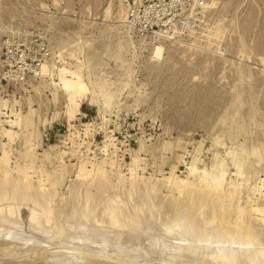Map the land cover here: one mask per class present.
<instances>
[{"label":"bare ground","instance_id":"bare-ground-1","mask_svg":"<svg viewBox=\"0 0 264 264\" xmlns=\"http://www.w3.org/2000/svg\"><path fill=\"white\" fill-rule=\"evenodd\" d=\"M112 1L97 15L89 0L84 11L78 12L79 17L71 1L52 0V3L65 18L70 12L74 14L70 20H81L84 28L100 19L108 31L114 33L120 50H130L132 58L137 57V50H142L147 52L150 61L160 64L166 46L176 44L220 57L228 51L222 44L227 35L223 19L210 23L199 35L152 43L127 24L124 0H117L115 11ZM206 1L203 8L210 16L214 13L213 7ZM37 11L48 19L49 27L56 22L54 16L58 12L53 13L50 4L40 1ZM27 27L15 30L0 25V33L10 37L17 31L29 29ZM5 28H9V32ZM235 28L240 30L237 21ZM48 40L52 47L50 38ZM89 42L86 37L85 45L91 44ZM244 44L239 32L238 46L244 54L239 55L237 77L251 83L263 76L252 75L250 68L242 64L246 58ZM53 54L52 47L51 59L41 64L36 78L26 82H20L2 68L0 87L5 82L15 88L29 85L40 93V87L48 89L57 112H61L62 106L68 125L75 128L72 120L82 115V104L94 93L92 79L88 83L84 74L89 68L88 60H79L71 54L77 63L68 67L61 55L60 60L55 58L56 64ZM259 62L263 64L264 58ZM240 96L237 92L236 100ZM251 97V107H248L254 112ZM6 105L5 100L0 106L6 108ZM236 111L235 115L238 109ZM251 115L253 120L255 114ZM6 124L9 129L5 128ZM85 126V135H88L92 124ZM22 127L21 113L13 112V116L0 122V135L13 142L19 138ZM239 131H245L244 125ZM108 140L115 147L113 137L108 136ZM104 153L108 155L106 150ZM246 153L242 150L228 160L217 162L211 173L192 163L188 166L187 178L172 172L161 182L154 180L155 177L140 175L134 166L128 176H124L115 169L113 159L99 164L81 157L78 164L71 165L62 159L58 172H44L35 182L25 168L18 167V176H15L12 168L5 164L0 167V264H264V179L249 190L251 195H247L246 206L239 205ZM197 160L201 161L194 159ZM68 178L67 191L61 193L59 188ZM162 189H166V193ZM259 200L262 203H258ZM23 208L28 210L26 223L22 218Z\"/></svg>","mask_w":264,"mask_h":264},{"label":"rangeland","instance_id":"rangeland-1","mask_svg":"<svg viewBox=\"0 0 264 264\" xmlns=\"http://www.w3.org/2000/svg\"><path fill=\"white\" fill-rule=\"evenodd\" d=\"M40 1L50 4L53 13L58 12L52 0H0V25L15 30L28 26L27 30L50 38L56 64L60 55L68 67L77 63L71 54L79 60L87 59L89 68L84 74L88 83L92 79L94 93L82 104V115L72 120L74 128L68 125L62 106L61 112H57L48 89L40 87V93L29 85L15 88L4 82L0 87V105L6 100L7 107L0 106V122L13 116V112L21 113L23 127L13 142L0 135V167L9 165L15 176L18 167L25 168L35 182L44 172H58L62 159L68 165L78 164L81 157L99 164L113 159L115 169L124 176L134 166L140 175L161 182L172 172L187 178L192 163L211 173L217 162L244 150L248 155L239 205L245 207L247 195H251L249 190L264 179V63L259 62L264 58V0H207L213 7L212 22L223 19L226 26L222 44L228 51L224 58L176 44L166 46L160 64L150 61L142 50H137L135 58L130 57V50L122 52L114 33L100 19L84 28L81 20H70L74 15L71 12L67 18L58 12L55 24L49 27L48 19L37 11ZM69 1L80 16L78 12L84 11L89 0ZM108 1L91 0L93 13L99 15ZM112 2L115 11L118 1ZM236 21L240 24L239 31L235 28ZM5 29L9 32V28ZM239 32L246 50L242 64L250 68L252 75L263 76L251 83L237 77L239 55L244 52L238 46ZM6 37L0 33V40ZM86 37L91 44L85 45ZM2 68L0 65V71ZM237 92L241 96L236 100ZM251 95L254 112L249 109ZM251 114H255L253 120ZM87 124L92 126L85 135ZM242 125L244 132L239 131ZM5 128L9 126L6 124ZM108 136L113 137L115 147L110 145ZM196 158L201 161H194ZM69 181L66 179L59 188L61 193L67 191ZM165 190L162 189L163 193ZM22 218L26 223V208L22 210Z\"/></svg>","mask_w":264,"mask_h":264},{"label":"built area","instance_id":"built-area-1","mask_svg":"<svg viewBox=\"0 0 264 264\" xmlns=\"http://www.w3.org/2000/svg\"><path fill=\"white\" fill-rule=\"evenodd\" d=\"M126 22L149 42L159 43L199 35L212 23L204 0H124ZM49 40L37 31L22 30L1 44L2 67L26 82L36 78L42 63L51 59Z\"/></svg>","mask_w":264,"mask_h":264}]
</instances>
